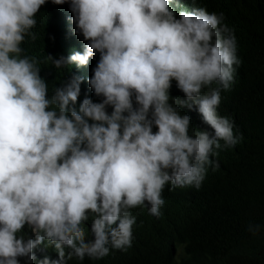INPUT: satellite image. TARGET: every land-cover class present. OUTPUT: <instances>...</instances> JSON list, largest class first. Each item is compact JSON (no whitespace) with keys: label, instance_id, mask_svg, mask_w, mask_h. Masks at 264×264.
<instances>
[{"label":"clouds","instance_id":"clouds-1","mask_svg":"<svg viewBox=\"0 0 264 264\" xmlns=\"http://www.w3.org/2000/svg\"><path fill=\"white\" fill-rule=\"evenodd\" d=\"M67 2L69 13L59 11L65 0H0V264H31L39 245L37 264L127 251L132 209L160 217L166 185L199 190L214 178L218 150L243 139L218 113L241 64L221 10L198 0ZM52 8L86 43L43 62L59 70L100 57L88 83L101 102L86 96L76 106V73L49 95L40 58L24 54L36 14ZM181 109L207 127L193 129Z\"/></svg>","mask_w":264,"mask_h":264},{"label":"trees","instance_id":"trees-1","mask_svg":"<svg viewBox=\"0 0 264 264\" xmlns=\"http://www.w3.org/2000/svg\"><path fill=\"white\" fill-rule=\"evenodd\" d=\"M198 3L210 12L221 10L239 40L238 84L232 93L221 90L218 113L233 121L234 134L243 139L233 147L218 150V167L214 164L209 173L214 178L207 177L199 190L172 191L166 185L160 217L150 215L147 208L132 209L137 220L127 251L111 250L101 260L73 258L65 264H264V229L256 235L247 231L249 223L264 225V0ZM184 4L187 6L190 0H184ZM59 11L71 12L67 0ZM59 11H38L33 29L36 39L24 42V54L40 58V74L49 95L76 73L84 77L76 106L86 96L101 102L103 97L96 96L88 83L100 57H91L86 66L74 64L59 70L51 62H43L48 54L58 57L84 50L86 41L76 30L64 28L57 17ZM112 110L109 107L108 111ZM181 111L191 116L193 129L207 127L194 109ZM88 228L91 221L85 225L86 231ZM22 230L31 235L26 226ZM32 251L36 259L31 264H37L42 260L41 246ZM19 259L25 264L23 257Z\"/></svg>","mask_w":264,"mask_h":264}]
</instances>
